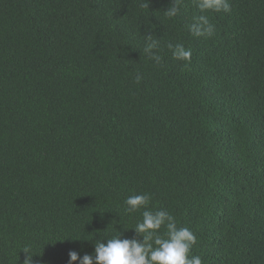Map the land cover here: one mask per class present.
<instances>
[{"label":"trees","instance_id":"1","mask_svg":"<svg viewBox=\"0 0 264 264\" xmlns=\"http://www.w3.org/2000/svg\"><path fill=\"white\" fill-rule=\"evenodd\" d=\"M230 3L197 38L193 0H0V264L135 236L140 193L203 264H264V0Z\"/></svg>","mask_w":264,"mask_h":264},{"label":"clouds","instance_id":"2","mask_svg":"<svg viewBox=\"0 0 264 264\" xmlns=\"http://www.w3.org/2000/svg\"><path fill=\"white\" fill-rule=\"evenodd\" d=\"M184 0H171V5L165 9V15L169 18L176 17ZM199 14L192 17L188 30L194 37L210 38L215 34V25L211 22L209 13H230V0H193ZM145 6H148L145 5ZM161 41L154 38L153 34L146 35V44L143 52L150 60L159 63L162 57L159 55ZM172 57L176 60L190 62L192 50L183 44H167ZM139 82L142 77L137 73L135 77ZM152 196L149 193L133 194L124 200L125 212L135 213L142 211V220L131 227L136 235L131 238H121L118 232L107 242L96 240L94 253H84L69 250L68 264H203L202 257L192 255V248L197 244L196 234L187 226H179L175 216L168 210L149 207ZM128 229V228H126ZM163 230V231H162ZM142 237V239H141ZM60 241L65 239H58ZM57 240V241H58ZM22 250L26 253L23 264H36L30 245H25Z\"/></svg>","mask_w":264,"mask_h":264}]
</instances>
